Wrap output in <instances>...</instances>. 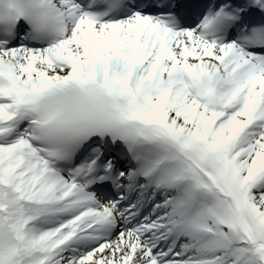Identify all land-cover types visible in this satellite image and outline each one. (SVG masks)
Returning a JSON list of instances; mask_svg holds the SVG:
<instances>
[{
    "label": "snow or ice",
    "instance_id": "obj_1",
    "mask_svg": "<svg viewBox=\"0 0 264 264\" xmlns=\"http://www.w3.org/2000/svg\"><path fill=\"white\" fill-rule=\"evenodd\" d=\"M0 264H264V0H0Z\"/></svg>",
    "mask_w": 264,
    "mask_h": 264
}]
</instances>
